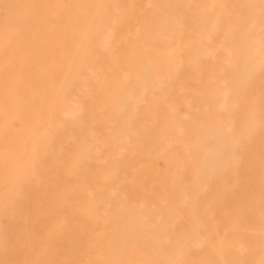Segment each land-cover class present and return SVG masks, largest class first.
I'll return each instance as SVG.
<instances>
[{
	"label": "bare ground",
	"instance_id": "6f19581e",
	"mask_svg": "<svg viewBox=\"0 0 264 264\" xmlns=\"http://www.w3.org/2000/svg\"><path fill=\"white\" fill-rule=\"evenodd\" d=\"M0 264H264V0H0Z\"/></svg>",
	"mask_w": 264,
	"mask_h": 264
},
{
	"label": "rangeland",
	"instance_id": "374dc122",
	"mask_svg": "<svg viewBox=\"0 0 264 264\" xmlns=\"http://www.w3.org/2000/svg\"><path fill=\"white\" fill-rule=\"evenodd\" d=\"M103 117H106L105 113H102Z\"/></svg>",
	"mask_w": 264,
	"mask_h": 264
}]
</instances>
